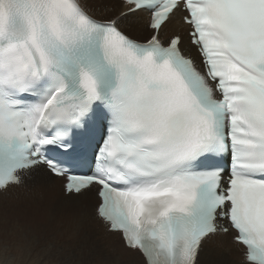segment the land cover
Wrapping results in <instances>:
<instances>
[{
    "label": "snow or ice",
    "instance_id": "obj_1",
    "mask_svg": "<svg viewBox=\"0 0 264 264\" xmlns=\"http://www.w3.org/2000/svg\"><path fill=\"white\" fill-rule=\"evenodd\" d=\"M120 2L0 0V193L60 180L104 226L97 264H200L230 229L264 264V0ZM178 11L202 67L161 39ZM39 248L0 212V264Z\"/></svg>",
    "mask_w": 264,
    "mask_h": 264
},
{
    "label": "bare ground",
    "instance_id": "obj_2",
    "mask_svg": "<svg viewBox=\"0 0 264 264\" xmlns=\"http://www.w3.org/2000/svg\"><path fill=\"white\" fill-rule=\"evenodd\" d=\"M87 2L95 5L96 0ZM107 2L112 11L105 15L121 10V3L115 0ZM138 16L140 23L134 35L144 39L151 34L147 27L148 17L144 12ZM189 29L179 24L177 16H174L163 28L161 39L167 40L174 34H180L183 44L187 46ZM33 175L35 177L37 174ZM60 188L61 182L55 178L43 184L36 179H28L23 185L0 193V209L8 208L12 222L30 226L38 233L40 248L36 259L39 264H97L106 244L104 226L92 214L75 215L62 199ZM87 203L90 205L95 201ZM36 205H40L41 211H35ZM232 237L230 232L208 241L201 252L200 264H246L244 249L235 244Z\"/></svg>",
    "mask_w": 264,
    "mask_h": 264
},
{
    "label": "rangeland",
    "instance_id": "obj_3",
    "mask_svg": "<svg viewBox=\"0 0 264 264\" xmlns=\"http://www.w3.org/2000/svg\"><path fill=\"white\" fill-rule=\"evenodd\" d=\"M142 40H143V39H142ZM4 204L7 205V203H4ZM4 210H5V211H4ZM0 212L7 213L8 218H9V216H11V213L9 212V209H8V208H3V209L1 208V209H0ZM13 215H14V214H12V216H13ZM13 217H14V216H13ZM50 232H51V231H50ZM47 234H49V233H47ZM47 236H48V235H47ZM47 236H46V237H47ZM46 237H45V238H46ZM43 239H44V237H42L41 240H42L43 244L45 245L46 242H45ZM48 240H49V239H47V243H49Z\"/></svg>",
    "mask_w": 264,
    "mask_h": 264
}]
</instances>
